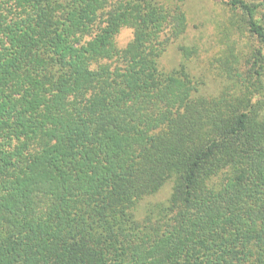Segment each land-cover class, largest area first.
Segmentation results:
<instances>
[{
    "label": "trees",
    "instance_id": "16d2710c",
    "mask_svg": "<svg viewBox=\"0 0 264 264\" xmlns=\"http://www.w3.org/2000/svg\"><path fill=\"white\" fill-rule=\"evenodd\" d=\"M188 1L0 0V264H264V0L210 93Z\"/></svg>",
    "mask_w": 264,
    "mask_h": 264
},
{
    "label": "rangeland",
    "instance_id": "374dc122",
    "mask_svg": "<svg viewBox=\"0 0 264 264\" xmlns=\"http://www.w3.org/2000/svg\"><path fill=\"white\" fill-rule=\"evenodd\" d=\"M163 5H171L172 0H154ZM187 17V31L184 38L173 43L163 58L160 67L170 70L181 62L178 48L182 45L197 49V56L188 63L190 73L196 78L205 77L207 82L204 90L212 92L218 86L216 72H218L219 58L222 52L227 51L229 45L236 38L229 32L228 18L230 13L228 7L220 2L212 0H189L183 6ZM132 38L130 30H122L117 37V43L124 47ZM168 195L167 189L160 195L151 198L150 202L163 201ZM147 201V200H146ZM147 201V202H148ZM142 208V207H141Z\"/></svg>",
    "mask_w": 264,
    "mask_h": 264
}]
</instances>
